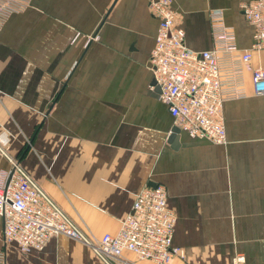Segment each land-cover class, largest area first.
Here are the masks:
<instances>
[{
  "label": "crops",
  "instance_id": "0c3cea01",
  "mask_svg": "<svg viewBox=\"0 0 264 264\" xmlns=\"http://www.w3.org/2000/svg\"><path fill=\"white\" fill-rule=\"evenodd\" d=\"M153 0H32L0 29V139L90 236L116 232L136 195L164 184L175 212L170 264H233L243 253L264 264V94L227 100V142L191 137L175 126L152 85L150 55L159 19ZM251 0H172L193 50L213 46L211 10H222L248 48ZM253 66H264V52ZM10 163L0 152V173ZM5 264H108L64 234L23 252L3 236ZM113 264H157L125 252Z\"/></svg>",
  "mask_w": 264,
  "mask_h": 264
},
{
  "label": "built area",
  "instance_id": "2783aa9c",
  "mask_svg": "<svg viewBox=\"0 0 264 264\" xmlns=\"http://www.w3.org/2000/svg\"><path fill=\"white\" fill-rule=\"evenodd\" d=\"M32 0H0V29ZM159 19L155 44L150 55L159 98L168 107L174 124L191 137H207L218 144L227 142L223 105L227 100L248 95L246 71H251L255 94H264V66H253L256 53L264 52V0L242 4L245 20L253 27L248 48L238 44L237 33L225 20L222 10L209 13L213 46L193 50L186 44L185 30L178 25L172 0L149 4ZM6 138L0 152L10 168L0 173V216L5 241L15 242L21 251L41 250L51 236L64 234L92 245L108 264L125 252L157 264H170L183 253L173 245L175 212L168 205L164 184H147L138 192L132 208L116 232L90 236L25 169L18 158L8 155ZM6 254L0 249V264ZM233 264H249L237 253Z\"/></svg>",
  "mask_w": 264,
  "mask_h": 264
},
{
  "label": "water",
  "instance_id": "95a60500",
  "mask_svg": "<svg viewBox=\"0 0 264 264\" xmlns=\"http://www.w3.org/2000/svg\"><path fill=\"white\" fill-rule=\"evenodd\" d=\"M152 85L155 87V90L157 92H160V86L157 84L156 79L154 78L152 80ZM181 130L178 126H174L171 129L170 135H169V142L171 143L172 147L177 148L179 146V138H180ZM153 186L157 185V182H151L150 183Z\"/></svg>",
  "mask_w": 264,
  "mask_h": 264
},
{
  "label": "rangeland",
  "instance_id": "374dc122",
  "mask_svg": "<svg viewBox=\"0 0 264 264\" xmlns=\"http://www.w3.org/2000/svg\"><path fill=\"white\" fill-rule=\"evenodd\" d=\"M62 207V206H61ZM63 208V207H62ZM243 254V253H242Z\"/></svg>",
  "mask_w": 264,
  "mask_h": 264
}]
</instances>
